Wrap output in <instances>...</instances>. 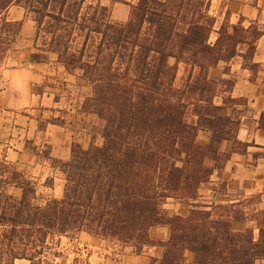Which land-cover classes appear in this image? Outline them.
<instances>
[{
	"label": "trees",
	"instance_id": "obj_1",
	"mask_svg": "<svg viewBox=\"0 0 264 264\" xmlns=\"http://www.w3.org/2000/svg\"><path fill=\"white\" fill-rule=\"evenodd\" d=\"M101 1L0 0V77L22 35L23 22L9 19L12 7H20L35 26L31 62L53 57L89 84L81 109L98 118L104 140L88 148L74 144L66 161L45 155L64 174L65 187L60 198L44 202L37 184L0 158V264H56L62 240L84 233L137 252L159 248L151 264H264V228L258 235L233 228L245 222L243 202L219 217L202 205L187 216L162 209L170 199L198 202L200 189L230 160L224 142L239 154L255 146L238 139L247 100L232 96L233 82H213L208 73L240 59L257 78L264 25L228 18L219 25L212 0H136L128 20L116 21ZM180 65L185 79L178 86ZM38 123L42 131L59 125ZM200 131L210 134L208 144L198 142ZM162 225L169 237L155 243L150 232Z\"/></svg>",
	"mask_w": 264,
	"mask_h": 264
},
{
	"label": "rangeland",
	"instance_id": "obj_2",
	"mask_svg": "<svg viewBox=\"0 0 264 264\" xmlns=\"http://www.w3.org/2000/svg\"><path fill=\"white\" fill-rule=\"evenodd\" d=\"M234 1L236 3H232V0H212L210 12L218 18L219 25L231 16L233 20L243 22V14H248L247 7L254 11L255 7H259V11L264 12V0ZM101 2L110 8L114 20L127 21L131 14L130 4L136 0ZM225 10L227 16L222 20L219 14H224ZM9 19L22 21L23 29L17 51L8 60L7 68L0 77V158H7L32 179L37 184L39 201L44 202L60 198L65 187L64 174L51 161L46 160L45 155L51 154L57 160L66 161L71 156L74 144L84 148L91 144L101 146L104 141L103 129L96 116L84 113L81 109L85 98L91 93L89 84L79 76L67 74L57 66L53 57L46 64L32 63L30 54L35 36L34 24L25 19L24 10L16 6L10 10ZM260 21L264 25V13ZM244 25L248 26L249 22ZM215 37L213 35L211 41ZM258 47L257 60L264 61V37ZM239 61L234 60L231 68L237 69ZM229 70L227 64L220 63L209 70L208 77L213 82H219L222 74ZM262 70L264 71V62L260 64L259 73ZM235 75L236 71L233 76ZM184 79L185 69L180 65L177 85L181 86ZM225 79L234 83L233 78ZM249 80L258 84L264 80V75L259 77L258 74L256 78L250 74ZM217 103H220L219 99ZM247 103L249 106L248 100ZM250 113L249 110L246 116H250ZM41 118L55 119L59 125H48L42 131L38 123ZM189 121L195 123L192 116ZM197 140L200 144H208L210 134H200ZM230 148L231 142L221 145V151L225 154H229ZM257 153L264 155L262 150ZM12 192L19 194L16 189ZM232 201L243 202L239 210L245 219L243 223L234 222L233 228L236 231L249 228L258 235L259 230L264 228V192L248 194L243 189L235 192L234 188L231 191L228 182L219 180V170L217 182L208 183L200 189L198 202L170 199L162 209L169 216H187L194 207L202 205L214 217H219L225 213L226 206L233 204ZM150 237L155 243L165 242L169 237V227L162 225L153 228ZM59 250L63 253V258L57 259L56 264H151L153 259L161 256L159 248L151 245L143 248L142 252H137L131 246H121L117 242H107L85 233L73 240L63 239ZM186 258L187 262H192V254L187 253ZM16 264L29 262L19 260Z\"/></svg>",
	"mask_w": 264,
	"mask_h": 264
},
{
	"label": "crops",
	"instance_id": "obj_3",
	"mask_svg": "<svg viewBox=\"0 0 264 264\" xmlns=\"http://www.w3.org/2000/svg\"><path fill=\"white\" fill-rule=\"evenodd\" d=\"M232 3L236 2L232 0ZM255 9L256 11L250 10L247 7L248 14H243V24L245 22H249L250 24L252 21L257 20L261 22L260 19L263 18L264 12L259 11V7H255ZM226 16V10L224 14H219V17H221L222 20ZM228 19L231 24H238L241 22L240 20H233L232 16ZM261 41L262 39L260 42ZM259 48L260 47H258L254 57V62L260 65L263 64L264 61L257 60ZM233 62L234 61L227 64L230 67V70L228 73L222 74L219 80L233 78L234 88L232 96L234 98L241 97L248 100V107L251 111V115L242 118L238 139L243 143H249L255 146L249 147L246 154L234 153L232 152V148H230L228 150L229 154H231L230 160L226 163L223 169L219 170V180L228 182L231 191L234 188L235 192H240V189H243L248 194L264 192V155H257L259 150L264 151V129L259 127V120L262 112H264V80L258 84L251 82L249 80L251 73L243 68L242 61H239L237 69L231 68ZM235 71L236 75L233 76ZM258 74L259 77H262L264 75V71L262 70ZM204 133L208 132L200 131L199 135ZM214 182H217V170L214 171L209 183ZM234 202L239 201H232L231 203Z\"/></svg>",
	"mask_w": 264,
	"mask_h": 264
}]
</instances>
